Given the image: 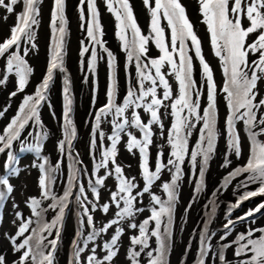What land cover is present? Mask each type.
I'll return each instance as SVG.
<instances>
[{"label": "bare ground", "instance_id": "bare-ground-1", "mask_svg": "<svg viewBox=\"0 0 264 264\" xmlns=\"http://www.w3.org/2000/svg\"><path fill=\"white\" fill-rule=\"evenodd\" d=\"M180 3L185 9V15L189 23L192 25L193 33L200 41V54L212 69L213 80L217 90L215 111L217 134L214 150L204 172L203 184L206 181L205 189L204 191L197 192L194 198L193 194L196 186L200 183L199 174L202 167V157L198 156L194 164L191 160V153L200 151L201 147L206 146V144L202 145L200 138L202 121L190 117L193 120L194 126L189 130L191 134L186 137L188 151L181 163L182 168L188 174L182 180L180 190L181 207L189 206V210L184 215L183 213L177 215V221L179 223L174 251L167 259L169 264H193L197 250V235H201L203 231H199L203 222V204L215 188L221 187L216 194L210 196V199L214 200L216 205V216L211 229L208 230L209 234L215 233L211 239L214 240L215 237L225 234L219 230L224 228V225L229 220L235 222L231 233L227 236V240L221 241V244H225L227 241H233V238H236L238 234L242 233V230L243 233H246L245 231L249 229L264 228V217L259 220H251V217L244 220L238 219L244 217L250 209H254L257 205L264 202V195L251 197L240 203L239 207H230L231 204L235 205L237 203L242 194L255 190L248 187L245 188L242 185V182L248 175L247 173L237 176L230 183L225 182V178L229 176V173L247 162L250 141L243 123L238 122L236 124V130L240 133L243 145L242 155L237 158L234 153L230 152L226 129V119L230 115V110L227 105L226 95L222 92V88L227 83V77L223 71L225 65L221 61V58L215 54L211 33L208 24L205 22V17L202 14L198 0H180ZM129 4L132 9L135 25L139 29L140 35L147 40V44L145 45L146 51L144 53L139 52V37L135 36L133 29L130 27L131 22L126 21L124 31L121 32L120 22L116 19L115 13L109 11L107 0H96L100 23V30L96 33L98 42H93L87 36V4L82 6L85 12V21H82L80 0H65V18L67 24L65 25L66 31L61 50L63 62L62 64L59 61L57 62L58 67L53 69L52 79L49 82L48 88L42 90L45 95L43 102L46 103L44 113L41 110L37 111L38 121L36 117H33L25 126L28 131L33 130L35 131L34 134H39V140H43L45 137L49 139L46 143L44 154H39L40 159H37L35 153L20 151L22 143L35 146L28 135L21 134L20 139L13 142L12 151L19 157V163L16 167L20 168L21 171L19 176L10 178V182L14 185L15 190L12 193V201L7 211L6 223L0 233L7 232L13 235L16 233L21 223V220L16 217L17 212L21 213L25 220L32 219L33 223L30 225V232L36 228L38 219L32 216L31 209L27 203L29 198L41 199L42 207L46 208L47 212H54L56 210V208L53 209V207H50L53 206L52 203L55 200L41 197V189L38 184L41 172L37 167L32 166L34 162L41 163L46 159L47 166L56 167L59 165L58 170L55 172L56 179L52 190V195L56 197L60 196L64 188H68V181L72 177L73 169L78 170L76 179L72 184V192L67 207L64 209V211H68L70 208L74 210L70 216V224L68 226L65 218L61 222L63 233L61 235V244L58 246V252H54L56 256L54 264H68V260L72 261L75 255L73 241L75 240L83 247L84 238L93 231V227L87 224V217L83 214V208L79 202L84 198L79 191L82 184H88L87 181L89 179L95 183L97 179L105 178L104 186L100 188L99 199L97 200L93 195L94 200H88L92 203L87 205L90 214L93 216V225L96 230H98V227H96L97 223L101 225L107 224L113 219L117 211L110 199L111 193L117 190L119 184V180L112 171L115 165H119L122 168L125 177L135 178L134 182L137 184V188L134 189L133 195H136L145 186L141 167V154L138 149H133L131 152L128 150L127 145L130 140L128 136L121 139L117 144L115 165L110 160L107 169H99L100 173H103L102 175H98L94 168L97 163L102 161L104 152L111 146L110 142H107L103 146L106 139L98 138L99 134L96 131L95 117L100 115L99 110L108 104V92L113 76L116 81V91L112 100L114 101V105L123 106L129 90L136 91L137 95L139 94L138 80L141 69L146 74L151 73L155 76V68L152 65V61L158 60L163 56L161 45L168 48L177 64L180 59L179 49L183 47L185 59L190 57L192 61V80L195 83V87L192 90V98L200 104L198 110L200 115L203 114V111L208 105V83L203 74L200 57L196 55L195 46L192 44L191 39L185 38L183 45H181L180 38L177 37L176 50L173 51L172 25L163 16V9H161L158 17V25L162 29L163 34L162 37H157L152 30L150 8L144 4V0H129ZM150 4L151 7H155V0H150ZM37 7L39 10V15L36 17L37 23L31 27V31L35 34L34 38L29 43H26L25 39L20 40L18 47L14 45L3 57H0V79L7 77L5 83L0 84V112L4 113L3 118L0 120V134L3 133L10 121L19 114L18 109L24 99L31 94L35 96L43 80L47 77V71L51 64L56 37L59 35L54 32L51 24L54 0H40ZM116 7L118 8L119 6L117 5ZM22 11L23 7L21 4L16 5L15 11L11 14L0 8V43L10 38L11 29L17 24V14ZM4 16H7L6 20L3 19ZM173 22L175 23V21ZM242 24L247 27L248 21L246 18H242ZM178 27L179 25L177 24ZM121 36H124L125 39H121ZM255 36V33L251 34L247 38V42L251 43ZM133 40L136 41L135 45L133 44ZM158 40H160V44L157 43ZM126 42L127 48L125 47ZM85 46L88 47L89 51L81 55ZM93 51L96 54L94 72L89 70ZM129 52L132 53V59H129ZM9 53L18 55L20 59L24 58L28 69L31 70L28 72L29 76L22 91L19 90L17 84L19 76L17 75L16 65L19 61H13L12 71L9 72L7 63L8 59L11 58ZM109 53H111V56L108 55ZM258 55V53L255 56L250 54L248 58L249 62L257 59ZM137 56H139L140 69L137 67ZM110 61L114 64L113 68L109 67ZM145 65L147 67H144ZM61 68H63V71H61ZM161 73L164 74L171 89L172 98L164 102L165 105H170L179 96V81L172 74V66L167 63L161 67ZM65 78L68 80L67 85L65 84ZM156 79L157 97L160 98L165 89L159 83V78L156 77ZM144 84L145 88L151 86L150 81H145ZM65 88L68 89V99L71 100V111L69 113L71 125H68V127L75 129L74 136H64V128L66 125L64 119L66 104ZM14 91L17 92V95L10 98V93ZM256 91L258 93L257 101L264 99V80L257 82ZM150 99L151 97L141 103H147ZM5 109L7 110L5 111ZM135 111L140 115L142 121H149L150 114L144 112L143 108L135 109ZM132 112L133 108L127 109L124 117L131 121ZM159 114L163 129L159 125H152L155 131L153 142L156 139V135L159 139L148 149V165L150 170L153 171L158 161L167 164V161L171 158V148L167 140L171 127L176 122L171 107H161ZM261 114H264V108H261L260 112L257 113L258 118ZM107 127L105 125L100 126V132H104ZM242 130L245 133L243 136ZM139 132L141 131L139 130ZM259 138L264 140V136ZM70 140L72 141L70 142ZM93 140H95L94 145L92 144ZM62 141L65 144L63 153L59 150V144ZM121 146H123V150L120 151ZM161 153L162 156L160 155ZM226 159L231 161L227 167L224 166ZM5 161L6 154H0V174L5 172L3 167ZM109 172H112V174L109 175ZM171 173L172 171H169L167 168L163 169L162 173H160V179L153 183L151 192L157 195V192L163 189V183L170 182ZM180 181L178 182L179 184ZM243 188L244 191L238 193ZM192 198L193 201H191ZM189 202L191 203L189 204ZM105 203L110 205L107 214L101 210V206ZM14 204L16 205L15 207L13 206ZM92 204L96 205L95 211H92ZM152 205L153 202L148 193H145L143 196H138L135 207L143 209V211L136 213L134 217L122 220L118 225H113V234L117 227L123 229V234L118 241L119 251L113 259L112 264H132L128 259L129 250L135 248L137 251H140V246L132 245L131 238L139 236V226L147 219L149 209ZM121 206L123 207V204ZM152 207L153 210H158L159 206L154 205ZM179 211L181 212L182 210L179 209ZM229 212L231 213L230 215ZM257 214L264 215V209H261ZM165 220L166 218L162 217V224L165 223ZM14 221L15 223H13ZM132 223H135L137 228L133 229L129 227ZM75 224L79 225V234ZM124 225L127 226L124 228ZM28 234L30 233H26L25 235ZM256 235L259 236L260 233L257 232ZM0 248L3 249L9 261H13L19 256V253H16L14 256L7 241L0 242ZM92 248H95L98 259L106 254L93 241H90L86 248L88 252H82L80 255V264H87L86 258L92 254ZM234 248L235 245H233L232 249L228 248L231 249L229 253L227 252L228 249L226 250L225 254L227 259L229 261L231 258H233V261L244 259V257L237 258L234 256ZM147 252L146 249L141 252L139 264H149Z\"/></svg>", "mask_w": 264, "mask_h": 264}, {"label": "snow or ice", "instance_id": "snow-or-ice-1", "mask_svg": "<svg viewBox=\"0 0 264 264\" xmlns=\"http://www.w3.org/2000/svg\"><path fill=\"white\" fill-rule=\"evenodd\" d=\"M40 0H0V8L6 10L11 14L15 11V6L21 4L23 11L17 14V24L11 29V36L5 42L0 43V57H3L6 52L9 51L14 45L19 46L21 39L32 40L34 38L31 31L32 25L37 23L36 17L39 15L37 5ZM205 22L208 24L209 31L212 37V44L215 49V54L221 58V61L225 65L223 71L227 77V83L222 88V92L226 95L227 105L230 110V115L226 119V129L229 139V150L231 153L239 158L242 155V141L241 137L236 130V124L242 122L247 136L249 138V157L247 163L241 167L235 168L229 176L225 178L226 183H230L232 179L237 176L247 173L245 180L242 182L243 187L247 188L249 184L255 183L259 187L257 190L249 191L240 196L237 203L232 207H239L240 203L251 197L264 195V140H259L258 137L264 136V114H261L258 118L257 113L261 108H264V99L257 101V82L264 80V0H198ZM87 4V36L93 41H97L96 33L100 30L99 13L96 8V0H80V14L81 20L85 21V12L82 7ZM144 4L150 8L152 15V30L157 37H162V29L158 25V17L161 9H163V16L168 19L169 24L172 25L173 51L176 50V39L180 38L181 45L185 38H190L192 44L195 46L196 55L200 57V64L203 66V74L208 83V105L200 115L198 110L200 104L198 101L193 100L192 90L195 87V83L192 80V61L191 58L185 59L183 47L179 49L180 59L179 63L173 59L172 54L168 48L161 45V52L163 56L158 60H153L152 65L155 68V76L151 73L146 74L143 69L139 71L138 80V92L129 90L127 98L124 101L123 106L114 105L112 97L116 91L115 77L112 78V83L108 92L109 103L105 107L101 108L100 115L95 117L96 127L99 128L100 121L103 116L112 114L119 119V122L114 121V135L109 136L111 141L109 150H106L103 154L101 162L96 164V169L99 171L101 168L107 169L108 163L111 160L115 165V157L117 155V144L119 142L120 133L124 132L125 126L138 128L142 133V138L138 139L136 136L128 134L130 136L129 143L127 145L128 150L131 152L133 149H138L142 157V172L145 186L142 190L133 195L134 189L137 188V184L134 182L135 178H128L123 175V170L119 165H115L112 170L116 178L119 180L118 188L115 192L111 193V202L115 205L117 211L113 219L107 224L96 230L93 225V216L89 212L88 204L92 203L88 201L87 196H84L83 200H80L81 207L83 208V214L87 217V224L93 227V231L84 238L83 247L80 243L73 241L75 247V255L73 257L72 264H80V255L87 248L88 242L94 241L96 236L100 233H107L113 225H118L124 219L134 217L136 213L143 211V209L136 208L135 203L138 196H143L148 193L151 196V200L154 205L159 206L158 210H153L151 217L145 219L139 226V236L131 238L132 245H139L140 251L135 248L129 250L128 259L132 264H139V257L144 249L149 245L147 240L149 237H156L159 241L158 249H153L147 252L149 257V264H168L166 255L168 251L167 239L169 233L167 228L164 232L160 231L162 224V217H167L166 223H170L172 219V213L174 205L178 199L179 181L181 179L180 164L185 158V154L188 151L187 147V135H190V129L194 126L193 120L190 117H194L195 120L202 121L201 142L202 146L200 151L191 153V160L195 164L197 157H202V167L200 170L199 178L200 184L196 186L195 191L199 192L202 189L204 172L208 165L211 154L214 150V143L216 139V84L213 80V72L209 64L201 56L200 41L192 31V25L189 23L185 9L180 3V0H155V7H151L150 0H144ZM119 6L118 8L116 6ZM107 6L109 11H112L116 15V19L120 22L121 32L124 31L125 22L129 21L130 27L133 29L136 37H139V52L144 53L146 51L145 45L147 40L140 35L139 29L135 25L133 19L132 9L129 4V0H107ZM242 18H246L248 21L247 27L242 24ZM3 19H7L4 16ZM175 21V23L173 22ZM51 24L54 32L59 35L56 37V43L51 59L50 67L47 71V77L43 80L40 89L37 90L35 96H29L24 99L21 106L18 109V115L13 118L3 133L0 134V154H6V161L3 165L5 172L0 174V209H3L6 202L12 198V193L15 188L10 182V178L13 176H19L21 169L16 167L19 163L17 156L12 151L13 142L17 141L21 137V131L25 128L26 124L33 117L37 118L36 107L39 102L44 99L42 90H46L49 86V82L52 79L53 69L58 67V61L60 64L63 62L61 50L63 46V37L66 31L65 25L67 20L65 18V0H54V8L52 11ZM177 24L179 27L177 28ZM256 34L251 43L247 42V38L251 34ZM121 39H125L121 36ZM136 41L133 40L135 45ZM160 44V40L157 41ZM127 48V42L125 44ZM89 51L85 46L81 55ZM258 55L257 59L249 62V55ZM111 56V53L108 54ZM11 57L8 59V71H12L13 61H19L16 65L17 75L19 76L18 88L22 91L26 84V73L30 72V69L22 67L23 61L20 57L14 53H9ZM129 59H132V53L129 52ZM95 51L92 52L91 61L89 64V70L95 71ZM114 60V58H113ZM137 67L141 68L139 64V56L136 57ZM172 66L173 73L179 81V96L170 105H165V101L172 98L171 89L168 81L165 79L164 74L161 73V67L165 64ZM110 68L114 67V64L110 61ZM144 67H147L146 65ZM63 71V68H61ZM159 83L163 85L165 91L162 97H157V79ZM7 77L0 79V84L5 83ZM145 81H150V87L145 88ZM65 84H68L67 78H65ZM65 112L64 119L66 121L65 133L67 135L74 136L75 129L67 127L71 125V119L69 113L71 111V100L68 99V89L65 88ZM17 95V92L10 93V98ZM198 95V93H197ZM151 97L147 103H141ZM31 105V107H29ZM161 107H171L173 114L175 115L176 122L172 125L169 132V138L167 143L170 145L171 158L167 161V164L162 161H158L155 170H150L148 165V149L152 144V125H159L163 129V124L160 119L159 109ZM133 108L131 121L124 117V113L127 109ZM143 108L144 112L150 114L148 122L141 120L140 115L135 109ZM7 109H5L6 111ZM187 110V112H185ZM3 112H0V116H3ZM103 136V133H101ZM95 144V140L92 141ZM65 144L62 141L59 144V150L63 153ZM21 152L35 153L37 159H40L41 146L39 144L33 146L31 144H23L20 148ZM162 156V153L160 154ZM231 163L229 160H225L224 166L227 167ZM33 167H37L41 176L38 184L41 189V197L44 199H53L57 203L53 206V209L59 208V215L55 220L51 222H45L41 225L39 230L32 229L30 232V225L33 223L32 219L25 220L21 213L17 212V219L21 220L20 225L17 228L16 233L9 234L7 232L0 233V242L7 241L10 246V250L15 254L19 253L13 261H9L7 255L3 249L0 248V264H54V252L57 246V239L48 241L50 247L45 251V245L41 238V233L47 232L51 235V229L55 228L63 220L64 209L67 207L69 197L72 192V184L78 174L77 169H73L72 177L68 181V188L64 192L62 197H56L52 195L51 185L54 183V173L58 170L59 165L56 167L47 166V160L44 159L41 163L34 162ZM168 169L174 173L172 174L171 181L165 182L162 185L163 192L166 194L167 199L162 200L161 197L151 192L152 185L155 181L160 179V173L163 169ZM112 172H109L111 175ZM105 178H100L95 181V184L90 183L89 187L94 197L99 199V189L97 186L103 187ZM81 195H84V188H79ZM87 201V203H85ZM31 209L32 216L37 217L39 220L42 217V213L47 211L42 207V200L38 198H29L27 202ZM123 204V207L121 206ZM16 206L15 204L13 205ZM110 205L105 203L101 206V210L107 214ZM264 209V202L257 205L254 209H250L244 217L238 219L244 220L247 217L254 216ZM96 210V205L92 204V211ZM231 213L229 212V215ZM2 220V217H0ZM151 221L155 222V228L149 232L148 225ZM15 223V221L13 222ZM234 221L229 220L224 228L228 231L220 237L222 241L227 240V236L231 233ZM129 227L135 229L137 225L132 223ZM260 235L257 236L256 233ZM26 233H30L25 235ZM123 234V229L117 227L114 235L110 241L103 245L105 255L98 259L95 248L91 249L92 254L87 259V264H112L113 259L117 256L119 251L118 241ZM215 233L209 234L205 228L200 236L198 253L199 264H206L207 259H218L219 264H232L227 259L226 250L233 248L235 245L234 256L237 258L244 257L239 260V264H264V228L249 229L246 233H240L236 239L221 244L216 252H213L210 240ZM59 232H57V237ZM23 237V239H21ZM19 241V242H18ZM211 254V255H210Z\"/></svg>", "mask_w": 264, "mask_h": 264}, {"label": "water", "instance_id": "water-1", "mask_svg": "<svg viewBox=\"0 0 264 264\" xmlns=\"http://www.w3.org/2000/svg\"><path fill=\"white\" fill-rule=\"evenodd\" d=\"M103 173H101V174H99V175H102ZM244 191V189H241V192H243ZM163 200H166V197H161ZM182 210V209H181ZM188 210L189 209H186V210H182L181 212L179 211V209H177L176 207H174V209H173V211H176V214L178 215L179 213H183V215L184 214H186L187 212H188ZM207 213H209V210L208 209H206L205 207H203V214H202V216L204 215V214H207ZM215 218V217H214Z\"/></svg>", "mask_w": 264, "mask_h": 264}, {"label": "rangeland", "instance_id": "rangeland-1", "mask_svg": "<svg viewBox=\"0 0 264 264\" xmlns=\"http://www.w3.org/2000/svg\"><path fill=\"white\" fill-rule=\"evenodd\" d=\"M152 127H153V126H152ZM47 133H48V128H47ZM122 136H124L123 133L120 134V137H122ZM157 139H159V137L156 135V139H154V142H156ZM154 142H153V143H154ZM121 150H123V146H121L120 151H121ZM155 165H156V164H155ZM215 189H216V188H215ZM213 192H214V191H213ZM211 193H212V192H211ZM211 193H210V194H211Z\"/></svg>", "mask_w": 264, "mask_h": 264}]
</instances>
